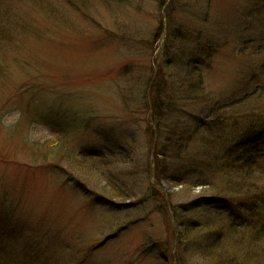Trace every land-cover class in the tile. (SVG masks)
<instances>
[{
    "label": "rangeland",
    "instance_id": "rangeland-1",
    "mask_svg": "<svg viewBox=\"0 0 264 264\" xmlns=\"http://www.w3.org/2000/svg\"><path fill=\"white\" fill-rule=\"evenodd\" d=\"M162 1L0 0V264H179L165 199L195 198L200 189L188 195L184 183L220 184V174L195 162L236 131L261 124L264 154V0ZM177 25L216 42L204 84L215 100L232 103L227 122L201 126L216 121L221 106L210 112L213 104L186 102L169 122L188 139L182 154L195 156L169 170L177 169L179 186L167 183L159 199L137 195L127 208L106 204L134 199L105 188L125 195L155 183L137 167L162 141L156 134L153 146L144 134V102L159 49L165 53ZM132 140L130 155L120 154ZM180 260L204 262L194 252Z\"/></svg>",
    "mask_w": 264,
    "mask_h": 264
},
{
    "label": "trees",
    "instance_id": "trees-1",
    "mask_svg": "<svg viewBox=\"0 0 264 264\" xmlns=\"http://www.w3.org/2000/svg\"><path fill=\"white\" fill-rule=\"evenodd\" d=\"M175 39L179 40L178 43L175 47H170V42ZM213 43L216 42L201 38L200 32L188 26L177 25L172 28L171 36L165 42V53L162 54L158 73L149 89V102L143 101L144 108L150 110L146 118L148 128L144 134L150 144L153 142V146L156 134L162 141L155 145L146 164L141 161L137 167L147 172L149 179L153 174L155 183L149 181L146 190L135 188L132 193L124 192L128 193L125 195H121L123 191L118 187L116 192L112 191L115 188H105L110 197L130 196L134 199L138 195L137 198L141 199L138 201L159 199L163 194L162 188L167 183L177 185L181 181V178L173 175L177 169L172 174L169 170L177 162H183L192 155H184L188 139L181 142L180 130L176 126H170L169 122L174 120L176 114L186 112V102L204 101L209 105L213 104L210 112L221 106L218 109L221 114L215 117L216 121L210 119L208 123L201 122V126L226 124L227 109L232 103L228 104V99L215 100L213 94L206 91L204 84V71L210 69L215 55ZM158 58L159 55L156 61ZM151 78L147 81L148 85ZM200 121L199 116L198 122ZM258 126L261 124L250 125L240 132L235 130V136L229 144L216 152L211 150L212 154L207 152L195 162L200 171L220 174L223 177L220 184L184 183L188 195L195 191V186L201 185L199 195L183 204L174 203L172 193L168 203L165 200L169 215L172 213L177 225L171 258L176 259L179 264L182 263L180 259L188 252L200 255L203 264H250L249 259L253 260L256 256H260L257 264H264V154L257 146V135L261 131L257 130ZM134 142L132 140L121 149L120 154L128 157ZM207 144L209 145V140ZM90 157L94 158V155ZM95 159L107 158L100 156ZM74 163L78 167L83 166V163ZM254 176L255 180L252 181ZM105 201L106 204L119 205L118 208H127L132 203H137L136 199L126 204H117L112 198ZM160 245L161 242L155 243V247ZM160 257L166 258L165 250Z\"/></svg>",
    "mask_w": 264,
    "mask_h": 264
},
{
    "label": "water",
    "instance_id": "water-1",
    "mask_svg": "<svg viewBox=\"0 0 264 264\" xmlns=\"http://www.w3.org/2000/svg\"><path fill=\"white\" fill-rule=\"evenodd\" d=\"M152 176H153V174H152ZM152 176H151V177H152ZM166 192H167V191H166Z\"/></svg>",
    "mask_w": 264,
    "mask_h": 264
}]
</instances>
